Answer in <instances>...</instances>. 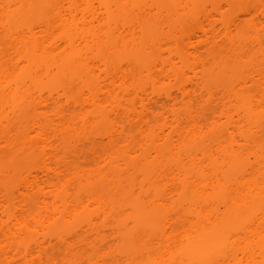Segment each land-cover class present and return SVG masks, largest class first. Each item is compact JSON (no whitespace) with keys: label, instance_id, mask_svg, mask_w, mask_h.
<instances>
[{"label":"bare ground","instance_id":"1","mask_svg":"<svg viewBox=\"0 0 264 264\" xmlns=\"http://www.w3.org/2000/svg\"><path fill=\"white\" fill-rule=\"evenodd\" d=\"M242 1L0 0V150L37 160L0 161V263L69 264L73 253L70 264H264V61L226 88L217 120L193 119L195 104L218 100L202 51L216 42L243 63L249 31L264 44V1L233 15ZM101 124L95 141L117 158L101 149L78 164L86 146L74 134ZM215 129L216 142L186 148ZM132 131L136 145L123 146ZM123 166L135 174L127 193ZM109 182L132 199L119 211L94 188ZM109 235L150 243L104 255Z\"/></svg>","mask_w":264,"mask_h":264},{"label":"rangeland","instance_id":"2","mask_svg":"<svg viewBox=\"0 0 264 264\" xmlns=\"http://www.w3.org/2000/svg\"><path fill=\"white\" fill-rule=\"evenodd\" d=\"M214 1L217 2L218 0H214ZM263 1L264 0H244L242 2H238L233 8L232 13L233 15H235L247 8H255L259 6ZM194 27H195L194 22L190 20V21H185L184 24L178 26L177 29L187 31V30H193ZM244 32L245 33L248 32V29L245 28ZM256 33L257 32L249 31L248 33L249 35L247 36L249 37L248 40L242 42V46H243L242 49L246 50L247 52L245 62L243 63L237 62L238 53L241 50H239L238 52V51L230 50V49H220L217 46L216 42L215 43L213 42L206 51L205 50L202 51L203 57L206 58L207 60H210V65L212 69L214 70L213 78L206 80V82H208L212 90L218 95V100H216V102L213 104H209L208 98L206 96L203 100H201L200 102L194 105L193 119L196 124H202L204 123L206 119H209V121L217 120L219 118L218 115L220 114L221 110L224 109V106L225 105L228 106L227 98L226 100H224V98L222 97V94L226 93V88L230 84H232L237 78H245L249 75L250 72L256 71L260 68L261 63L264 61V44L261 46V48H259L257 45L253 43V39L255 38ZM258 34L261 36H264V31ZM213 56H216L215 61L212 60ZM222 63L229 65L231 69L226 73L219 72L218 66L221 65ZM174 85L168 88L170 92H176V86ZM247 91L252 93L254 91L253 85L249 84L247 86ZM197 94H199V92ZM150 97H152V95ZM155 99L159 100L160 98L155 97ZM162 100H164V98ZM180 111L181 110H179V112ZM167 112H168L167 116L173 119L174 117L173 111H167ZM185 117L187 118V116ZM31 119H32L31 117H25V118H22L21 120L22 122H27ZM154 127L155 129H157L158 125L154 124ZM106 128H107V125L101 124L99 127L96 126V128L91 126L86 132L79 131L74 134L73 137H74V140L77 142V144L86 146L84 152L80 156V160L78 161V164L82 165L83 163L94 159L95 158L94 153L96 152L98 154V152H101V149H104L108 156L110 155V157L112 158H115V159L117 158L116 149L113 146L107 144L106 141L103 142V145L95 141L96 139L99 138L98 136L99 131H104L106 130ZM261 128L264 129V123L261 125ZM262 133L264 134V132ZM262 133H260V135ZM219 137H220L219 130L215 129V132L214 133L211 132L205 139H198L194 142H191L186 145V148L191 149V151L199 150L205 146L204 144L216 142L219 139ZM138 139L139 137L137 136V134L132 131L130 133L128 141L125 144H123V146L128 145V147H134ZM88 141H91V142L88 143ZM263 143H264V138H263ZM164 148L165 146L162 149L164 150ZM65 149H66V154H68L69 152V154L67 155V157H69L68 159H72L73 157L72 147H70V145H67ZM0 161L2 162L11 161L15 165H18L19 167L23 168V167H28V166L35 164L37 160L33 156L29 158H26L25 156H23L21 158L16 159L10 151L6 149H1L0 150ZM174 164L175 162L169 159V157L163 159V166H167V165L174 166ZM123 167H124L123 169L125 170H123L122 173L126 180L125 188L127 189L126 191L127 193L129 191L128 183L130 179L135 176V174L133 172V168H127L125 166ZM159 169L160 168L155 169V171L160 172ZM103 172L108 174L109 179L114 178V176L118 173L116 168L113 166L104 167ZM109 185L104 184V183H95L94 188L95 190L99 192V194H101L105 198H111V200H114V202L119 203V204H115L114 209H117L120 205H124L132 200L129 197V194L128 195L124 194L123 197H119L115 195L113 186L110 184V182H109ZM92 190L94 189L85 187L81 193L83 194V196H87L89 193H91ZM143 201L147 202L148 200L143 197ZM119 210L120 209H117V211ZM123 210L125 211L122 212L120 215L129 211L128 208L125 206ZM120 219H121L119 220L120 225L122 224L127 225L128 226L127 228L129 230L133 228V223L130 219L128 220L125 216L120 217ZM158 223L159 225H162L163 224L162 219H160ZM62 227H63L62 225H58V228L61 229ZM101 231L108 232V230L106 229H102ZM107 240L110 246L104 248V255L117 253L121 249H127L131 247L140 248L141 246H147L150 243L148 236L143 237L140 240L139 244H137L134 241L128 242L126 240H123L121 238H116L115 236H111V235L108 236ZM54 253L59 259H62V257L66 254V252L63 249H55ZM91 255H92L91 252L88 250L84 256V260H87ZM72 260H73V253L68 255L67 261L70 264ZM110 263L116 264V263H113V261H111Z\"/></svg>","mask_w":264,"mask_h":264}]
</instances>
